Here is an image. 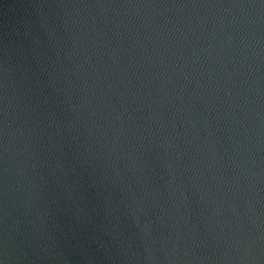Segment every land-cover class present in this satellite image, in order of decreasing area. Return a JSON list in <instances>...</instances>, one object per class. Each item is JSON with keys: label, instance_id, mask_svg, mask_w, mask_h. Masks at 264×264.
<instances>
[{"label": "water", "instance_id": "95a60500", "mask_svg": "<svg viewBox=\"0 0 264 264\" xmlns=\"http://www.w3.org/2000/svg\"><path fill=\"white\" fill-rule=\"evenodd\" d=\"M0 264H264V0H0Z\"/></svg>", "mask_w": 264, "mask_h": 264}]
</instances>
